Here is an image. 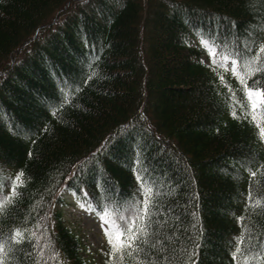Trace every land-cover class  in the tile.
Wrapping results in <instances>:
<instances>
[{
  "label": "trees",
  "instance_id": "1",
  "mask_svg": "<svg viewBox=\"0 0 264 264\" xmlns=\"http://www.w3.org/2000/svg\"><path fill=\"white\" fill-rule=\"evenodd\" d=\"M202 39L255 55L264 0H0V198L23 172L0 214L5 264H91L61 208L74 196L130 219L138 175L155 191L146 264H257L264 142L231 99L245 102L231 71L203 62ZM253 81L264 87V72Z\"/></svg>",
  "mask_w": 264,
  "mask_h": 264
},
{
  "label": "snow or ice",
  "instance_id": "2",
  "mask_svg": "<svg viewBox=\"0 0 264 264\" xmlns=\"http://www.w3.org/2000/svg\"><path fill=\"white\" fill-rule=\"evenodd\" d=\"M201 44L205 46L206 51L208 52L211 65L219 66L225 71H228V62L231 64V73L237 79L239 84L242 86V91L244 93L245 102L236 99L235 92L231 93V99L240 106V112L249 119L257 132V137L261 142H264V87L258 85L256 81H253L249 85L248 78L255 73L264 72V42L259 44V47L256 48L255 55H248L247 53L241 54L238 51L229 49L225 45H216L214 43H209L208 41L201 40ZM217 47L221 50L217 51ZM250 51V50H249ZM222 83L226 84L224 77L221 75L219 77ZM226 86H228L226 84ZM229 90L230 89V86ZM68 96H64L63 103H68ZM63 103L60 105L63 106ZM53 114H56V110H53ZM230 114L234 118H239L236 109L230 106ZM264 167V165H262ZM252 176H255L256 173L252 172ZM23 172L20 171L16 174L11 180V190L7 195H4L0 198V214H3L6 206L12 202V197L16 193V188L18 184H22ZM137 179L141 182V189L143 193L142 207H140L129 219L125 214L119 215V218H116L115 210L111 211L106 208L98 213L101 220V227L104 231L105 238L109 245L108 255L110 259L115 260L116 257H119L120 264H124L125 256L129 258H134L136 264H146L147 256H140L139 253L142 252V245H147L150 240V233L148 229L149 220V210L155 199V191L153 188L146 186L139 175ZM249 206L255 208L261 202L259 200H252L251 193H249ZM84 207L83 205H81ZM247 207V206H246ZM243 219V217H238V220ZM24 239V235L19 229H15L11 236L10 240L13 244H19ZM159 241H155L152 244V247L155 248L156 244ZM243 243L242 238L237 239V245L235 251L232 252L234 259L237 258L240 253V245ZM6 244L3 241H0V264H5ZM163 249H160V252H163ZM156 255L155 252L152 253ZM260 257H264V252L260 253L258 256L257 264H260ZM163 259V257L158 256L157 260ZM249 257L245 256L244 260L248 261ZM152 264H157L156 261H153ZM189 264H193L190 260Z\"/></svg>",
  "mask_w": 264,
  "mask_h": 264
},
{
  "label": "rangeland",
  "instance_id": "3",
  "mask_svg": "<svg viewBox=\"0 0 264 264\" xmlns=\"http://www.w3.org/2000/svg\"><path fill=\"white\" fill-rule=\"evenodd\" d=\"M208 64V58H203ZM230 65V62H228ZM231 70V66H229ZM231 77L234 76L231 74ZM62 215L68 226L81 240V252L91 264H107L109 245L101 227V220L90 210L82 207L74 198L68 199L61 208ZM37 245V244H36ZM38 246V245H37ZM42 254L45 253V246H42ZM49 258V256H48ZM47 258H43V262Z\"/></svg>",
  "mask_w": 264,
  "mask_h": 264
}]
</instances>
